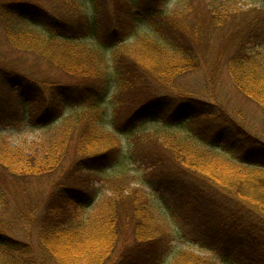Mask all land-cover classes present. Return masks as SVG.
Here are the masks:
<instances>
[{"label": "trees", "instance_id": "1", "mask_svg": "<svg viewBox=\"0 0 264 264\" xmlns=\"http://www.w3.org/2000/svg\"><path fill=\"white\" fill-rule=\"evenodd\" d=\"M193 1L180 16H170L166 3L148 5L123 25L120 12L117 20L102 22L101 0H0L2 37L10 55H18L0 51V94L27 109L40 107L16 118L0 97V125L64 130L32 152L0 147V208L11 209L0 224L21 229L14 238L0 232V264H103L114 257L117 223L123 241L131 238L123 245V264H264V131L213 98L174 85L183 75L216 73L213 61L203 65L201 48L227 26L223 51L230 52L231 87L264 116V18L241 10L222 14L206 0ZM228 18L240 20L233 26ZM141 53L158 58V68H144ZM21 56L26 59L16 60ZM132 88L142 93L126 103L123 94ZM49 95L58 100L51 108L43 106ZM65 161L87 174L89 184L61 188L37 212L21 203L51 182ZM128 162L152 172L156 208L138 201L122 212L112 203L92 218L98 197L91 180L108 172L124 179ZM154 208L177 230L160 224ZM95 225L96 237L105 236L98 247ZM181 238L212 258L171 244Z\"/></svg>", "mask_w": 264, "mask_h": 264}, {"label": "rangeland", "instance_id": "2", "mask_svg": "<svg viewBox=\"0 0 264 264\" xmlns=\"http://www.w3.org/2000/svg\"><path fill=\"white\" fill-rule=\"evenodd\" d=\"M192 1V2H191ZM137 2V1H136ZM132 2L130 0H123V2L115 3L112 0H101L103 14H102V22L108 23L110 21H115L119 17L116 15V12L122 13L123 18V25L127 23L125 20V17H129L134 14L135 11L138 10V12H145V8L148 5H152L153 7H157L161 3H166V7L168 12L170 13V16H180L182 12H186V10L189 8V5L194 3L193 0H153L150 4L149 0H138L137 3L131 4ZM207 7L212 4L214 7L218 8L220 12L226 13L228 15L234 13L236 10H241L244 12V15L251 14L256 16L257 18H264V0H206ZM195 4V3H194ZM211 11V9H210ZM202 13L205 14V11L202 10ZM211 13L215 14V12L211 11ZM206 15V14H205ZM207 16V15H206ZM219 15L217 16V18ZM192 18H189L188 20H191ZM229 21L225 22L227 24L231 23L233 26H236L239 23L240 18L237 20H232L231 18H228ZM120 22V21H119ZM204 24H207V19L203 21ZM109 24V23H108ZM107 24V25H108ZM227 29V26L222 29V32L220 35H214L210 34L208 41L202 45V51L205 55V58L207 60V63L203 62V65H207L208 68L211 67L210 62L213 65L218 67V70L216 73L212 76L207 75L206 77L203 76V74H188L183 75L181 78H179L177 81L174 82V85L176 86V89L182 90L183 92L193 94V95H201L206 97L213 98L216 103H218L219 106L225 109V111H231L232 112H239L242 115L245 116V119L248 121L249 126L253 130H263L264 131V116L258 114V112L252 107V104L246 101V99L239 96V93H236L235 90L231 87V83L229 80V75L226 72V62L229 61L228 57L230 55V52L224 53V34L227 36V33H225ZM37 32H39V29H36ZM0 51L3 53V55L10 56V58H14L18 55H10L12 50L7 46L6 40L3 39L2 29L0 27ZM125 34V31L123 32ZM124 36V35H123ZM132 36V35H131ZM130 36V37H131ZM128 37V36H127ZM134 44V41H130L129 46ZM233 48L232 45H229ZM133 48H139V44ZM135 51V50H134ZM165 56H167V53L169 56H167L168 59L171 57V51L166 50ZM140 58L144 60V68L152 70L153 67L156 69L158 68L159 59L158 58H152L145 55V53H141L138 55ZM26 59L25 56L18 57L16 60L22 61ZM154 60L155 65L152 61ZM32 58L28 59V63H31ZM209 63V64H208ZM19 64V63H18ZM23 65H26L24 63ZM43 65L40 66L39 70L41 74L45 73L43 72ZM160 69V68H159ZM37 71V70H36ZM62 83H65L64 80H62ZM142 91L140 89H130V91L124 92V98H128V102L131 103L133 101H136L139 99ZM0 97H4L6 101V105L8 108L6 109V113H14V116L16 118H19L23 113H30L31 115H35L38 113V110L40 109L39 106L36 107H30L29 109L24 108L18 104V102L14 101L11 98V95L8 94L5 91H2L0 94ZM58 100L56 99L55 95H49L46 99V103L44 102L43 106L46 104L47 107H52L54 104H56ZM51 110V109H49ZM125 109H123L124 111ZM48 111V109H47ZM42 115V114H40ZM41 117V116H40ZM263 119V120H262ZM1 120V119H0ZM62 129V130H61ZM61 129H57L56 131H53L51 129L46 130H37L32 129L28 126H25L23 129H16L13 127H10L7 125V123H3L0 125V147L7 148L14 151V150H20V151H28L32 152L36 150V146L40 145L41 141L46 140L45 138L49 137V135H57V133L61 134L64 130L61 127ZM51 130V134H50ZM195 131H198L197 129H194ZM101 149H97V151H100ZM129 163V162H128ZM70 164V163H69ZM68 164V161H65L62 171H60L52 180L51 182H48L46 185L42 187V189L39 192H30V196L23 197L21 203H25L24 205H27L32 209H34V212L42 210L41 204L48 199H51L58 190H60L63 187L66 186H73V187H85L86 184H89L88 181V175L87 174H80L75 173L73 169H71ZM145 168L143 165H136L133 163H129L125 165L124 171L128 173V176L123 179V175L119 177V179H115V174L113 172H108L107 174H103L104 179L102 180H91V184L96 190L97 199L96 202L91 206V209L89 210V215L92 218H96L102 214L104 211L109 210V207L112 203L116 206L115 208L120 209V211L123 212V206L125 204H132L135 202L140 201L141 205L145 204V202L149 204L152 202L154 205L157 204V196H155V193L150 189V181L152 179L151 174L152 172H146L144 171ZM151 173V174H150ZM116 182H118V186L116 187ZM36 184H33L35 186ZM165 198L167 199L168 203H171V196L166 195ZM189 201H192L191 198H189ZM172 204V203H171ZM22 206V211L24 210ZM113 205V204H112ZM155 207V205H154ZM156 208V207H155ZM153 209V215L155 219L162 225H165L167 228H170L171 233L174 231V229L177 230L178 227L175 226L174 221L170 222L169 216H163L161 215L157 209ZM197 210V207H195V211ZM203 210V209H201ZM11 211L10 208L1 209L0 208V219H9L6 215L9 214ZM6 220V221H7ZM27 223V221H26ZM117 225H120L121 228L118 229L117 233V240L115 242L114 246V257L108 260L105 259L103 264H123V245L128 242L131 238L126 239V241H123V224L117 223ZM0 224V232L2 234H6L3 232H7V235L10 237H15L19 235L21 229L8 227L6 229H3ZM98 227L95 225L94 229L92 231V237H94V244L95 246L102 245L103 237L105 236H97ZM96 237V238H95ZM189 242L185 239H177L175 241L172 240L171 244H173L177 248H183L189 252L194 253L200 258L203 259H210L212 256L207 253L205 250L198 248L196 246H191L185 242ZM132 250V249H131ZM131 250L129 252H131ZM134 257H139V252L137 250H133L131 253ZM3 253L0 252V261L3 260ZM100 258V257H99ZM87 262L83 261V259H79L78 264H85Z\"/></svg>", "mask_w": 264, "mask_h": 264}]
</instances>
